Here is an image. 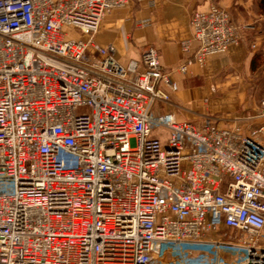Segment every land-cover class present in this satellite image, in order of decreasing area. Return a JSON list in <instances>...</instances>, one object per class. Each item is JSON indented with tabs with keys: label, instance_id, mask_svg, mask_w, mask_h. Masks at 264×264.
Segmentation results:
<instances>
[{
	"label": "built area",
	"instance_id": "2783aa9c",
	"mask_svg": "<svg viewBox=\"0 0 264 264\" xmlns=\"http://www.w3.org/2000/svg\"><path fill=\"white\" fill-rule=\"evenodd\" d=\"M132 1L0 0V264H264V126L156 115L158 50L96 41ZM190 29L182 74L254 27L212 5Z\"/></svg>",
	"mask_w": 264,
	"mask_h": 264
},
{
	"label": "crops",
	"instance_id": "0c3cea01",
	"mask_svg": "<svg viewBox=\"0 0 264 264\" xmlns=\"http://www.w3.org/2000/svg\"><path fill=\"white\" fill-rule=\"evenodd\" d=\"M218 5L231 14L240 25H253L243 41L223 55L210 57L204 66L192 64L186 74L177 72L195 52V45L184 52L182 42L190 40V18L196 11H206ZM264 11L260 0H133L122 9L113 11L101 23L96 36L101 47L112 46L115 57L123 64L140 60L145 48L158 50L165 70L172 71L178 84L167 103L158 102L156 115L173 114L179 121L201 125L207 118L220 127L264 126V112L256 101L258 85L254 78L262 74L264 66ZM244 106V107H243ZM241 107L245 110L241 111ZM247 120V121H246ZM163 141L167 132L157 133Z\"/></svg>",
	"mask_w": 264,
	"mask_h": 264
},
{
	"label": "rangeland",
	"instance_id": "374dc122",
	"mask_svg": "<svg viewBox=\"0 0 264 264\" xmlns=\"http://www.w3.org/2000/svg\"><path fill=\"white\" fill-rule=\"evenodd\" d=\"M264 26V22L262 24ZM253 26V25H251ZM254 27V26H253ZM258 63V66L259 67H263L264 66V60L261 59V61L257 62ZM253 84L255 85H258L257 89V94H256V101L258 103V110H260V112H264V106H263V103H264V76L262 74H260V76H258L257 78H254L253 80ZM244 107V106H243ZM243 107H241V111L242 110H245ZM211 119L210 118H207L205 120H203L204 122H207V121H210ZM203 124V123H202Z\"/></svg>",
	"mask_w": 264,
	"mask_h": 264
},
{
	"label": "trees",
	"instance_id": "16d2710c",
	"mask_svg": "<svg viewBox=\"0 0 264 264\" xmlns=\"http://www.w3.org/2000/svg\"><path fill=\"white\" fill-rule=\"evenodd\" d=\"M261 9L264 11V0H260Z\"/></svg>",
	"mask_w": 264,
	"mask_h": 264
}]
</instances>
